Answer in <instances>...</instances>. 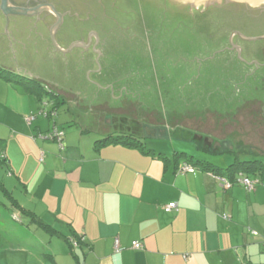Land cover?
<instances>
[{"label":"crops","instance_id":"crops-1","mask_svg":"<svg viewBox=\"0 0 264 264\" xmlns=\"http://www.w3.org/2000/svg\"><path fill=\"white\" fill-rule=\"evenodd\" d=\"M103 27L110 35L100 31L97 43L93 39L90 45L102 46L100 68L94 49L83 63L81 52L72 50L75 46L63 51L53 44L57 49L51 51V32L45 53L24 51L18 37L14 48L11 36L0 34V155H6L13 190L5 184L21 207L59 231L50 234L28 217L29 224L13 233L0 228V264H264V185L250 191L240 183L224 188L220 176L198 166L181 172L187 162L176 155L185 148H178L175 141L190 132L175 129L178 137L170 129L165 135L146 134L143 126L145 149L120 142L99 146L98 140L123 130L114 127L113 120L127 116L109 121L107 111L96 107L103 105L96 97L97 104L91 103L96 115L80 118L74 113L75 101L60 97L56 120L40 114L43 104L31 82L35 79L48 87L51 73L42 63L51 65L57 56H78L79 70L96 82L89 81L92 86L99 84L108 91L116 85L119 93L145 87L131 79L128 66L118 65L115 59L122 57V50L112 48L110 24ZM58 41L69 46L68 41ZM109 99L108 95L105 100ZM29 115L36 117L28 122ZM54 124L65 130L64 149L41 137ZM173 202L176 207L166 211ZM13 212L22 222L21 212ZM69 238L83 240L72 249ZM134 241L143 248H133Z\"/></svg>","mask_w":264,"mask_h":264},{"label":"rangeland","instance_id":"rangeland-1","mask_svg":"<svg viewBox=\"0 0 264 264\" xmlns=\"http://www.w3.org/2000/svg\"><path fill=\"white\" fill-rule=\"evenodd\" d=\"M173 1L171 0L172 3ZM191 1L193 2V0ZM204 1L208 2L209 0H194L193 3L195 7L201 9V3ZM125 7L128 10L126 14H123L121 10L118 13L108 10L107 15L109 17L106 18L107 20L103 19L101 13L98 12L101 18H98V21L103 19L102 22H108L112 32L119 34V37L117 35L112 36V41L114 42L112 48L118 51L122 50V57L117 56L115 60H117L118 65L122 63L129 67L131 71L127 72L130 73L133 81H141V85L144 84L143 86L145 87H140L137 93H142L140 98H143L142 103L145 105L129 102V99L135 100L130 96H128L130 98H127V100L124 97L119 101H114L111 97L120 95L116 85H112L113 89L110 87L108 91L105 87L101 88L99 86L98 91V86H92L89 82L93 81V79H89L88 72L85 74L82 70H79L80 64L76 61L79 58L78 56L74 57L75 59L72 58L74 54L72 57L65 56L66 58L57 56V59H52L51 65L49 63L46 66L42 63V68L49 70L51 73L48 85L55 88L61 85L63 89L60 91H67H64L65 93L63 92V94L67 96V99L75 101V104L78 105L77 112L74 111L75 115L80 118H83V115H86V117L91 114L96 115L92 110V105L97 104V101H94V97H96L98 101H103V105L99 104L96 107L104 110V112L107 111V119L109 121L115 116H128L131 118L138 116L135 111L140 107L142 117L149 119L145 122L146 134L165 135L168 134L169 125L157 123L156 121L160 120V117L172 121L174 118L173 113L177 112L180 116L185 117L190 115L188 113L190 112L197 115L195 118H198L202 116V114H198L199 111L205 112V110H208L213 112L210 114L230 112L240 106L241 102L248 101L246 100L248 98H250L249 100L259 98L261 102L264 101V39L243 42L253 50L251 52L247 51V49L244 52L240 50L241 57L248 62L255 59L262 65L258 62L255 65L254 61L249 64L239 56L238 51L232 54V58L229 56L224 57V50H217L219 45L215 41L216 35L210 36L208 31L202 32L200 26L194 25L192 27L191 21L185 18L177 19L173 15L170 16L169 8H165L161 2L127 0ZM181 24L187 25V31L177 30L178 25L179 28L183 29ZM253 32L257 35L264 34V30L261 31L259 29ZM232 36L230 35L228 39L231 49H234L236 47L231 44ZM156 37L161 39L160 43H162V46L159 47L162 48L161 54L159 52L156 53L153 49L155 46L152 42L156 40ZM198 39H201L204 43L208 42V40L211 41H209V44H205V47L197 48L194 46H196ZM236 42L241 47L238 38ZM206 56L209 57L206 58ZM198 58L205 59L198 60ZM239 60L250 66L241 64ZM223 64H225L224 67L226 68L222 70L221 65ZM81 67L85 71L83 64H81ZM52 68L55 70H52ZM83 80L86 84H84ZM62 81H66V83ZM108 95L112 100L110 105L105 103L110 101V99L108 101L105 100ZM253 105L252 115H255L259 108L258 106L255 107L258 105L257 103ZM69 106L73 108L72 104ZM50 108L51 106L49 105L46 109L49 111ZM97 115H101V113ZM224 122L226 123L223 126L213 125L214 123L211 122L197 126V124L195 125L190 121L188 126L197 128L199 133H206L209 136L207 138L208 142L204 138L196 140L193 137L194 134H192L194 131L191 132V136H188L187 133H183L185 135L182 136L178 135L183 140L177 139L175 142L178 148L184 147L185 152L196 158L211 161L223 168L235 161V155L233 153L217 155L210 151L232 149L234 147L233 143L237 146L239 142L245 143L246 149L249 151L255 150L259 152L258 150H264V137L262 138L264 131L261 128L248 125L242 128L235 121L231 122L230 119ZM229 122L231 124H228ZM244 122L246 121L244 120ZM183 130L188 132L187 129ZM247 132L251 135L250 137L246 135ZM170 134L178 137L174 130ZM230 136L233 139V143L230 140H226ZM213 138H216L215 142L212 141ZM186 139H193V144L183 142ZM3 178L10 188L11 179L7 177L6 173L3 174ZM15 192L18 194L17 191ZM13 211L7 200L0 193V228L2 231L9 230L13 233L16 227L29 224L27 217L20 216L22 222L16 219L13 216ZM21 235L24 236V234ZM1 254L5 256L6 252Z\"/></svg>","mask_w":264,"mask_h":264},{"label":"flooded vegetation","instance_id":"flooded-vegetation-1","mask_svg":"<svg viewBox=\"0 0 264 264\" xmlns=\"http://www.w3.org/2000/svg\"><path fill=\"white\" fill-rule=\"evenodd\" d=\"M127 0H8L9 5L24 9L27 14L24 13H14L10 9H3L2 2L0 0V33L6 34L11 37L10 42L14 44L15 37L21 38V46L24 51L27 52L35 49L36 52L45 53L46 36L50 35V30L53 25L58 21V17L51 10L49 5H53L55 10L63 14V22L58 27L55 33V39L65 40L69 42V45L74 41H83L87 46H75L72 50L77 54L81 52L80 62L85 61V57L91 50L93 46L91 41L97 36H100V31L106 32L104 30L102 22L106 19L108 10L118 13L119 10L124 14L128 12L125 7ZM151 1L153 3L161 2L165 8L174 9L175 11L180 10L187 12L191 16H198L197 13L203 14L202 17L208 22L210 16L204 14L212 13L213 9H220L221 13L218 16V21L223 23L222 34L229 31L228 38L233 35V39L238 38V42L241 44V51L251 52L250 47L243 43L239 34L245 36H257L253 31L259 29L264 30V0H256L255 2H250L248 0H209L201 3L202 9L192 6L193 2L191 0H143ZM259 1V2H258ZM25 12V13H26ZM101 13L102 20L98 21L99 13ZM215 17V15L213 16ZM107 20V19H106ZM107 24V23H106ZM103 28V29H102ZM102 29V30H101ZM253 32V34H252ZM112 32V36H118V33ZM221 34V33H220ZM34 37L35 40L32 42L28 37ZM50 37V36H49ZM27 39V40H25ZM51 51H56V47L51 41ZM59 44V41H57ZM19 44H14L13 47H18ZM61 47V44H59ZM48 48V47H47ZM229 50L238 51L237 48ZM225 50V48L223 49ZM50 91H53L58 97L64 100L71 101L67 99V96L63 94L65 91H60L63 88H55L54 86H48ZM67 92V91H65ZM64 92V93H65Z\"/></svg>","mask_w":264,"mask_h":264},{"label":"trees","instance_id":"trees-1","mask_svg":"<svg viewBox=\"0 0 264 264\" xmlns=\"http://www.w3.org/2000/svg\"><path fill=\"white\" fill-rule=\"evenodd\" d=\"M168 13V12H167ZM221 10L220 9H213L212 13H207L204 15H208L210 16V18L208 19V22L205 21L202 17L203 14L197 13L198 16L194 17L191 16L189 14H187V12H183L180 10L175 11L174 9H169V14L170 16L173 15L175 17L180 18V19H186L188 21H191L192 27L195 25L200 26L202 28V32L204 31H208L210 33V36L216 35L215 37V41L216 44L219 45L217 50H222L224 48H226L223 52H224V57L225 56H229L230 58H232V54H235V51L233 50H229L227 47H230V43H229V39H228V33L229 31L227 30L226 32H224L222 34V30L223 29V23L218 21V16L220 15ZM215 15V17H213ZM183 26H181L183 29L178 28L177 30H186L187 31V25L185 24H181ZM205 27V29H204ZM204 29V30H203ZM207 29V30H206ZM221 33V34H220ZM201 36V34H200ZM160 38L156 37V40H154L152 43L155 47H153L154 51L156 53L159 52V54H161L162 52V48H159L160 46H162V43H160ZM213 40V39H212ZM208 42H203L201 39H198L196 41V46L197 48H203L205 47V44H209ZM254 43V42H251ZM256 44V43H255ZM196 48V49H197ZM211 55V54H210ZM209 56H206V58H208ZM241 64L245 65V66H250L249 64L245 63L244 61L239 60ZM221 63V62H220ZM225 64L221 65V69H225L226 67H224ZM33 83L32 85H35L34 88L35 89V93L38 95L39 101L42 103L45 99L48 98V103L51 106V110L56 112V115L54 117L52 116H48L53 118L54 120L57 119L58 116V110H59V102L57 100H59V97L53 92L50 91L49 87H46L45 85H43L41 83V81H37L35 79H32ZM264 82V81H263ZM130 90V91H129ZM136 90V89H135ZM132 88H126L124 91H120V96H113L111 97V99H113L114 101H119L120 99H123L125 97V100H127V98L132 97L135 100H130L129 102H132L134 104H141L143 101V98H140L142 96V93H137V91H135ZM136 92V93H135ZM126 94V95H124ZM130 96V97H128ZM248 97V96H247ZM141 99V101H140ZM250 98L246 99L248 101H243L241 102L240 106H237L235 110L232 111H227L226 113L223 114H210L213 112L210 111H206L205 112H201L199 111L198 114H202L201 117L195 118L194 113H190L188 112L190 115H186L184 116H180L177 112L173 113L174 118L173 120H165L164 118L160 117V120L158 119L156 122L157 123H164L169 125V129L175 130V129H187L188 132H193L192 134H194V138H196V140L200 139V138H204L207 141V138H209V136L204 133V132H198L197 128H194L193 126H188V123H194L195 125L197 124V126H202L205 125L208 122L214 123L213 125H224V121H226L227 119H230V121H235V123H238L239 126H252V127H259L264 131V101L261 102V100H259V98L255 99H251ZM121 102V101H120ZM254 103H257L258 105H256L255 107L258 106L259 111L257 112V114L252 115V109L254 107ZM142 105H145L142 103ZM138 106V105H137ZM141 108L139 107V109H137L135 112H137L138 114L136 115H140V117L138 116H134V117H125V119H121V120H113V123L115 126L114 127H122L121 129H123L122 131L116 134H108L107 137L100 139L96 142L97 145H105V144H109V143H125L128 145H132V146H137V147H141V149H145L144 144L142 142V139L144 138V133H143V129L142 127H145V122L147 120H149L148 118L144 116L142 117V113H140ZM140 113V114H139ZM247 114V116H246ZM249 114V115H248ZM135 115V114H134ZM244 116V117H243ZM116 117V116H115ZM114 117V118H115ZM136 117H138V119H135ZM243 117V118H242ZM117 118V117H116ZM242 118V119H241ZM197 119V120H195ZM243 120V121H242ZM244 120L246 122H244ZM124 125H123V124ZM228 124H231L230 122ZM127 125V127H123ZM194 125V126H195ZM54 127H58L56 124H54ZM184 127V128H182ZM52 128V129H53ZM61 130H64L60 127H58ZM51 129V130H52ZM65 131V130H64ZM249 132V131H248ZM247 132L246 135H248L249 137L251 135H249V133ZM264 137V133L262 135V138ZM216 138H213V142H215ZM226 140H230L232 141L233 139L231 138V136L229 138H227ZM255 140V137H254ZM208 142V141H207ZM233 143V141H232ZM195 144V142H194ZM234 147L232 149H227V150H212L210 151L213 154H224V153H233L235 156V161L232 162L231 164H229L226 168L217 166L216 164L212 163L211 161L205 160V159H199L196 158L195 156L188 154L187 152H178L176 157L185 160V162L189 163L192 162V165L198 166L199 168L203 169V170H208L213 172L214 174L221 176V177H226L228 179H230L231 181H234L237 174L239 172H244L247 175L250 176H258L261 178V180L264 183V150L259 152L252 150L249 151L248 149H246V144L239 142L238 145L236 146L235 143ZM237 144V143H236ZM236 146V147H235ZM199 148V147H197ZM205 152H208L207 150H204ZM150 152V151H149ZM4 155V157H2ZM244 157V158H242ZM9 170L8 167V162H7V158L5 154L0 155V193L2 194V196L7 200L8 204L10 205V207L13 210L18 209L21 214L23 216H26L28 218H30L31 222H35L36 224H38L39 226H41L42 228L46 229L50 234H59V231L56 230L55 228H53L50 224H45L43 223L40 219H38L37 217H35L31 211L21 207L17 201V199L12 195L11 190L6 186L4 178H3V174L6 173ZM3 172V174H2ZM246 189V188H245ZM77 240L79 242H82V239L77 238ZM67 241L69 242V244L71 245L72 249H76L72 246L70 238L67 239Z\"/></svg>","mask_w":264,"mask_h":264},{"label":"built area","instance_id":"built-area-1","mask_svg":"<svg viewBox=\"0 0 264 264\" xmlns=\"http://www.w3.org/2000/svg\"><path fill=\"white\" fill-rule=\"evenodd\" d=\"M48 98L45 99L42 104H43V109L40 111V114L44 115V116H52L54 117L56 115V112L53 110H47L46 108H48L49 103H48ZM36 116L34 115H29L27 116V121L31 122L35 119ZM42 138H46L49 140H53L56 141L57 144L59 145L60 149H64L66 146L65 143V131L59 129L58 127H54L50 132H48L45 136H41ZM4 157V155L2 156ZM195 169L194 166L188 164V163H184L182 168L179 169L181 172H185V171H193ZM221 177V176H220ZM221 182L222 185L224 186V188H230L234 183H240L242 184L247 190H253L255 187L259 186V185H264L263 181L261 180L260 177L258 176H250L247 175L244 172H239L235 178L234 181H231L230 179L226 178V177H221ZM176 203H170L167 206H165V210L166 211H171L173 208L176 207ZM253 234L257 235V231L253 230L252 231ZM83 240V239H82ZM71 244L74 248L79 247L80 242L75 239V238H70ZM115 248L118 251L119 250V241L116 240L115 243ZM133 248L135 249H142L143 248V244L140 241H134L132 243ZM263 249H264V241H263Z\"/></svg>","mask_w":264,"mask_h":264},{"label":"water","instance_id":"water-1","mask_svg":"<svg viewBox=\"0 0 264 264\" xmlns=\"http://www.w3.org/2000/svg\"><path fill=\"white\" fill-rule=\"evenodd\" d=\"M3 4H2V8L3 9H10L11 10V12H14V13H24V14H27V12L24 10V9H20V8H16V7H14L13 8V6H11V5H9V3H8V0H3V2H2ZM192 6H195V4L193 3L192 4ZM49 7L51 8V10L53 11V12H55V14L57 15V17H58V21L53 25V27L51 28V30H50V32H51V35H52V40H53V44L57 47V48H60V49H62L63 51L64 50H68L69 51V49L71 48V47H74V46H80V45H85L86 43L85 42H83V41H75V42H73L71 45H69V46H67V47H64L60 42H59V44H61V47H60V45L57 43V41H58V39L56 40L55 39V32H56V30L58 29V27L62 24V22H63V14H61V13H59L58 11H56L55 10V8H54V6L51 4V5H49ZM202 9V8H201ZM26 12V13H25ZM108 16V15H107ZM109 17V16H108ZM111 18V17H110ZM1 34V33H0ZM240 35V37H241V39L242 40H244V41H257V40H263L264 39V34H260V35H257V36H245V35H242V34H239ZM9 36V35H8ZM96 39V43H97V41H98V36H97V38H95ZM237 39V38H236ZM96 43H95V45H96ZM103 44H105V42L103 43ZM231 44H234L235 46L234 47H236L237 49H238V52H239V56L241 57V53H240V50H241V47L240 46H238L237 45V42H236V40L235 39H233V36L231 37ZM95 45L93 46L94 48V50L95 51H97L98 52V56H97V58H96V61H97V63H98V57H99V55H100V53H99V50H101L102 49V46H101V48L100 49H95ZM10 46H12V44L10 45ZM56 48V49H57ZM231 48V47H230ZM13 49V48H12ZM223 50V49H222ZM220 51V50H219ZM14 52V51H13ZM55 53V52H54ZM64 54V53H63ZM68 54H70V53H67V55ZM243 60H245L247 63H249V64H251L253 61L255 62V65H256V62H258L257 60H252L251 62H248L246 59H244L243 57H241ZM16 59V58H15ZM199 59H201V58H198V60ZM205 59V58H204ZM204 59H201V60H204ZM54 60V59H53ZM17 62V61H16ZM259 63V62H258ZM54 64V63H53ZM260 64V63H259ZM264 64V63H263ZM260 65H262V64H260ZM98 66H99V68H100V65H99V63H98ZM257 67V66H256ZM17 68H18V64H17ZM99 68H98V70H99ZM20 69H24V68H20ZM20 69H18V70H20ZM91 71H97V70H91ZM90 71V72H91ZM89 72V73H90ZM254 72V71H253ZM25 73H26V71H25ZM248 74H251V73H248ZM88 77H89V74H88ZM245 77H246V75H245ZM90 79V78H89ZM227 79V78H226ZM93 82V81H92ZM93 83H96V82H93ZM241 83V82H240ZM98 84V83H97ZM237 84V83H236ZM99 84H98V91H99ZM109 86H111V85H109ZM102 87V86H101ZM108 87V86H107ZM106 88V87H105ZM112 89H113V87H112ZM123 89V88H122ZM126 89V88H125ZM97 91V92H98ZM122 91V90H121Z\"/></svg>","mask_w":264,"mask_h":264},{"label":"bare ground","instance_id":"bare-ground-1","mask_svg":"<svg viewBox=\"0 0 264 264\" xmlns=\"http://www.w3.org/2000/svg\"><path fill=\"white\" fill-rule=\"evenodd\" d=\"M199 1H200V0H199ZM248 1H250V2H252V3H253V2H255L256 0H248ZM193 2H194V0H193ZM258 2H259V1H258Z\"/></svg>","mask_w":264,"mask_h":264}]
</instances>
